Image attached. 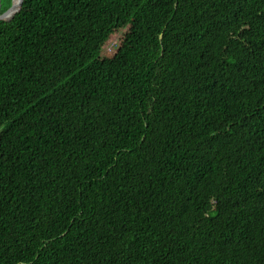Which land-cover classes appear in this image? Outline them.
<instances>
[{
	"label": "trees",
	"instance_id": "16d2710c",
	"mask_svg": "<svg viewBox=\"0 0 264 264\" xmlns=\"http://www.w3.org/2000/svg\"><path fill=\"white\" fill-rule=\"evenodd\" d=\"M0 264H264V0L1 19Z\"/></svg>",
	"mask_w": 264,
	"mask_h": 264
},
{
	"label": "rangeland",
	"instance_id": "374dc122",
	"mask_svg": "<svg viewBox=\"0 0 264 264\" xmlns=\"http://www.w3.org/2000/svg\"><path fill=\"white\" fill-rule=\"evenodd\" d=\"M125 33V28H117L112 34H110L101 44L98 57L105 58L112 56Z\"/></svg>",
	"mask_w": 264,
	"mask_h": 264
},
{
	"label": "water",
	"instance_id": "95a60500",
	"mask_svg": "<svg viewBox=\"0 0 264 264\" xmlns=\"http://www.w3.org/2000/svg\"><path fill=\"white\" fill-rule=\"evenodd\" d=\"M21 3H22V0L19 1L18 5H17V8L14 10L13 14L11 16H8V15H6V13L9 12L12 9V6H13V0H12V4L10 5V7L7 8L5 11L0 12V20L1 19H5V20L10 19L14 15V13L19 10V8L21 6Z\"/></svg>",
	"mask_w": 264,
	"mask_h": 264
},
{
	"label": "bare ground",
	"instance_id": "6f19581e",
	"mask_svg": "<svg viewBox=\"0 0 264 264\" xmlns=\"http://www.w3.org/2000/svg\"><path fill=\"white\" fill-rule=\"evenodd\" d=\"M20 0H13V6L12 9L6 13V15L11 16L14 12V10L17 8V5L19 3Z\"/></svg>",
	"mask_w": 264,
	"mask_h": 264
}]
</instances>
